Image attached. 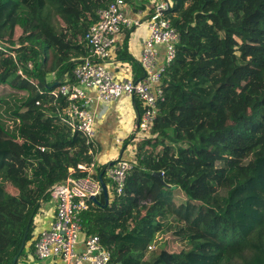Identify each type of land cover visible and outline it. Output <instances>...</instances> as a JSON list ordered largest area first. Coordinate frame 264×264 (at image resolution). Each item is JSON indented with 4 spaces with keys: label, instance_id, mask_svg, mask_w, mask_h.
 I'll list each match as a JSON object with an SVG mask.
<instances>
[{
    "label": "trees",
    "instance_id": "trees-1",
    "mask_svg": "<svg viewBox=\"0 0 264 264\" xmlns=\"http://www.w3.org/2000/svg\"><path fill=\"white\" fill-rule=\"evenodd\" d=\"M113 1L0 0V264L27 230L20 264L50 188L86 177L85 139L50 94ZM169 1L178 42L164 100L122 195L87 199L82 232L99 236L109 264H264V0ZM103 170L93 177L107 187Z\"/></svg>",
    "mask_w": 264,
    "mask_h": 264
},
{
    "label": "built area",
    "instance_id": "built-area-1",
    "mask_svg": "<svg viewBox=\"0 0 264 264\" xmlns=\"http://www.w3.org/2000/svg\"><path fill=\"white\" fill-rule=\"evenodd\" d=\"M170 8V1L162 0L153 5L144 20L148 34L138 60L141 79L134 80L128 76L118 78L109 69L115 67L112 57L122 32L142 25L140 19L126 14L125 0H115L97 12V21L84 35L88 55L81 58L72 70V78H66L62 85L51 92L50 96L55 102H66L62 110L65 121L83 136L92 161L77 167L79 172L86 174L84 179L69 176L64 182L50 188V195L56 202L54 221L49 229L41 230L34 241L33 256L36 259L56 257L63 264H109V250L101 243L99 236L84 235L80 220L81 212L88 207V195L96 197L102 190L98 183L93 184L89 180L97 167L96 112L93 104L99 102L107 105L124 95L138 101L142 107L129 154L104 167L113 194L122 195L126 177L135 164L136 144L149 135L159 112L158 104L164 100L161 79L175 57L178 42V33L166 15ZM4 45L0 42V49ZM26 68L30 70L32 65L28 63ZM17 74L23 76L20 68ZM40 150L44 151V148ZM74 172L70 169V173ZM79 245L82 246L80 250ZM148 250L153 249L150 246Z\"/></svg>",
    "mask_w": 264,
    "mask_h": 264
},
{
    "label": "crops",
    "instance_id": "crops-1",
    "mask_svg": "<svg viewBox=\"0 0 264 264\" xmlns=\"http://www.w3.org/2000/svg\"><path fill=\"white\" fill-rule=\"evenodd\" d=\"M136 5L138 6V10L134 11L132 7L126 3V14L133 19H140L142 25L140 27L126 29L122 32L117 50L112 57V60L115 61V67H109L112 72L117 74L118 78L124 76L131 77L134 80L142 78L138 60L142 43L147 38L148 34L144 20L153 8V5H151L150 8L144 7L143 9H139L140 3ZM160 50L162 49L160 48ZM93 109L96 112L95 138L97 144V167L90 175L89 180L93 184H99V181L95 180L93 177L96 171L108 167L120 157L123 158L129 154L133 132L137 127L138 117L142 113V107L138 101L120 95L117 101L107 105L94 102ZM104 174L107 178L105 172ZM106 191L107 196L111 197L113 191L109 179ZM101 193H103L102 190L100 194ZM96 196H98V194ZM55 203V200L51 197L49 201L40 206L39 211L34 216L33 237L27 245L25 255L20 260V264H63L62 261L56 257L38 260L33 256L34 241L37 235L41 230L49 229L54 221ZM81 248L82 246L79 245L78 249L80 250Z\"/></svg>",
    "mask_w": 264,
    "mask_h": 264
},
{
    "label": "water",
    "instance_id": "water-1",
    "mask_svg": "<svg viewBox=\"0 0 264 264\" xmlns=\"http://www.w3.org/2000/svg\"><path fill=\"white\" fill-rule=\"evenodd\" d=\"M42 65H44V62L42 63ZM111 165H113V163H111L109 166H111ZM152 176H153L156 180H158L159 182L162 181V174H161V173H153ZM100 178H101V175L99 176V184H100V188L102 189L103 196H104V198H105V204H104V206H106V205L108 204L107 191H106V187H105V185H104L103 182L100 180ZM88 199H90V200L93 201V202H96V197H94V196H92V195H88ZM26 235H27V230L25 231L24 239H23V241H22V243H21V245H20L19 251H18V253L14 256V258H13L11 264H15V263L17 262L18 257H19L21 251H22L23 248H24V240H25V238H26Z\"/></svg>",
    "mask_w": 264,
    "mask_h": 264
},
{
    "label": "rangeland",
    "instance_id": "rangeland-1",
    "mask_svg": "<svg viewBox=\"0 0 264 264\" xmlns=\"http://www.w3.org/2000/svg\"><path fill=\"white\" fill-rule=\"evenodd\" d=\"M160 1H162V0H147V2H146V4H145V7H148V8H150L151 7V5H154V4H156V3H159ZM126 3L128 4V5H130V6H132V4H131V2H127L126 1ZM135 4H138V1L137 0H135V2H134ZM0 93H1V91H0ZM4 94H5V92H4ZM2 104V103H1ZM3 111H0V113H2ZM161 238V237H160ZM160 238L158 237L155 241H154V244H152L151 245V247H152V249H154V248H156L157 246H159L160 245V242H161V240H160Z\"/></svg>",
    "mask_w": 264,
    "mask_h": 264
}]
</instances>
